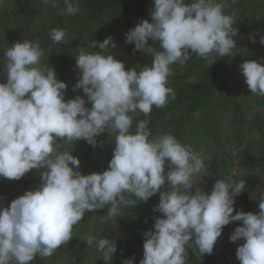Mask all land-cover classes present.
I'll list each match as a JSON object with an SVG mask.
<instances>
[{
    "label": "clouds",
    "instance_id": "9594fccd",
    "mask_svg": "<svg viewBox=\"0 0 264 264\" xmlns=\"http://www.w3.org/2000/svg\"><path fill=\"white\" fill-rule=\"evenodd\" d=\"M4 3L0 0V6ZM43 3L55 5V0ZM230 3L236 0H153L151 22L142 20L125 34L134 51L153 58L143 67L126 70L109 51L116 47L111 36L81 47L75 55L80 75L73 90L82 89L91 108L84 96L65 100L68 85L48 63L41 64L45 52L39 41L16 42L4 51L0 178L19 180L33 169L43 171L37 189L0 207V264H31L37 255L50 257L69 243L86 213L107 208L112 220L122 207L147 202L157 193L160 201L153 210L163 216L144 232L139 264H187L189 245L200 256L212 254L224 227L235 221L242 226L229 239L244 241L236 252L240 264H264V195L258 198V213L236 212L235 198L246 191L245 180H216L206 193L196 177L207 165L191 145L170 133L152 137L144 120L133 131L132 114L147 116L154 106L162 108L175 99L168 87L173 65L184 66L193 56L212 65L218 57L232 55L238 29L233 27L234 14L225 11ZM64 4V15L81 11L79 0ZM48 35L53 44L66 42L63 29L52 28ZM156 42L159 49L153 46ZM259 43L264 45V37ZM240 67L251 92L264 97V58ZM103 133L115 135L108 169L84 175L80 159L64 150V144L83 139L95 147ZM86 242L105 264H112L115 240L89 235ZM122 264L136 261L127 258Z\"/></svg>",
    "mask_w": 264,
    "mask_h": 264
},
{
    "label": "rangeland",
    "instance_id": "374dc122",
    "mask_svg": "<svg viewBox=\"0 0 264 264\" xmlns=\"http://www.w3.org/2000/svg\"><path fill=\"white\" fill-rule=\"evenodd\" d=\"M65 7L64 0H55V5H45L43 0H5L0 6V73L4 72L7 48L23 40L39 41L45 52L41 64L48 63L55 69L57 78L68 85L65 100L84 96L86 107L91 108L82 89L73 90L80 75L75 55L87 43L103 42L111 36L116 47L109 51L124 62L126 70L150 64L153 58L143 51H134V43L127 44L125 34L142 20L151 22L153 0H79L81 11L71 16L63 14ZM225 11L234 14L233 27L238 29L237 47L232 55L218 57L212 65L196 56L184 66L173 65L168 87L174 90L175 99L169 98L158 114L153 110L147 116L132 114L133 131L136 123L144 120L152 137L170 133L182 144L191 145L207 165L196 177L201 183L198 186L206 193L203 178L208 174L220 173L233 181L246 176L260 178L255 189L244 191L246 199H235L234 206L236 212L258 213V198L264 195V97L251 92L240 66L245 61L259 62L264 58V45L259 43L264 37V0H236ZM52 28L65 31V43H52L48 35ZM153 46L159 49L158 42ZM6 82L4 73L0 75V83ZM97 141L95 147L83 139L80 143L64 144V150L72 151L80 159L79 170L84 175L107 170L113 157L115 135L103 133ZM42 171L34 169L31 182L20 185L18 195L13 190L16 180L0 178V207H7L26 191L37 189L42 183ZM159 201L160 194L147 202L122 207L121 215L112 220L107 219V208L88 212L74 226L68 244L60 246L50 257L37 255L31 264H105L95 246L87 244L89 235L116 241L112 264H121V253L131 249L135 250L134 258L139 264L144 252L143 234L154 229L155 219L160 217L151 209ZM239 226L241 221L224 227L212 254L200 256L194 245L187 246V264H240L236 252L244 241L229 239Z\"/></svg>",
    "mask_w": 264,
    "mask_h": 264
},
{
    "label": "trees",
    "instance_id": "16d2710c",
    "mask_svg": "<svg viewBox=\"0 0 264 264\" xmlns=\"http://www.w3.org/2000/svg\"><path fill=\"white\" fill-rule=\"evenodd\" d=\"M153 112L155 114H158L161 110V108H157V107H153ZM61 141V140H60ZM81 140L77 141V142H81ZM89 153H92V151H89ZM34 170V169H33ZM33 170H31L29 173H27L24 177H22L21 179L19 180H16L15 181V185L13 186V190L15 192L16 195H18L20 193V188L19 186L20 185H27L31 182V176L33 174ZM167 167H166V171H167ZM220 179H225V180H228V178L223 175V174H220V173H216V174H208V175H205L204 178H203V182H204V185L206 186V189H207V193H210L216 180H220ZM243 180L246 181V186H247V190L246 192H250L252 191L253 189L256 188V186L260 183V178L258 177H249V176H246L243 178ZM166 190V189H165ZM159 193H157L156 195H158ZM246 193L243 192L242 194H240L238 197H236L235 199H238V200H245L246 199ZM158 204L157 203H154V205L152 206V211L153 213L159 215L160 217L163 216L162 213L158 212V211H154L153 209L157 206ZM105 234H107L106 232H104ZM224 249V246L221 247V250ZM136 253H135V250L131 249L130 251H123L119 257V262L122 264L123 260L124 259H127V258H133L135 257Z\"/></svg>",
    "mask_w": 264,
    "mask_h": 264
}]
</instances>
